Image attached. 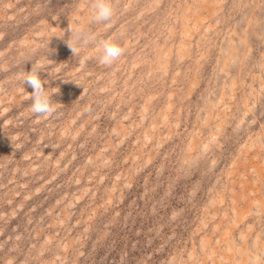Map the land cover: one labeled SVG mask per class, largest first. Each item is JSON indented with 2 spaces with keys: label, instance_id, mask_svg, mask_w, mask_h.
<instances>
[{
  "label": "rangeland",
  "instance_id": "374dc122",
  "mask_svg": "<svg viewBox=\"0 0 264 264\" xmlns=\"http://www.w3.org/2000/svg\"><path fill=\"white\" fill-rule=\"evenodd\" d=\"M92 3L0 0V264H264V0Z\"/></svg>",
  "mask_w": 264,
  "mask_h": 264
},
{
  "label": "clouds",
  "instance_id": "9594fccd",
  "mask_svg": "<svg viewBox=\"0 0 264 264\" xmlns=\"http://www.w3.org/2000/svg\"><path fill=\"white\" fill-rule=\"evenodd\" d=\"M114 15V8L112 6L111 0H93L91 4L89 19L91 22H110ZM73 31L76 33L75 40H79L80 35L84 32V28L77 25ZM95 39V36H88L85 38L84 43L88 40ZM72 53L77 52L79 49L77 47L68 45ZM100 50L99 63L110 66L115 61H117L124 53V48H122L118 43L111 39L100 40L98 44ZM43 66L37 63L35 69L31 67L30 71H24L21 79L23 85L27 83L31 88L32 92L29 97L32 103L30 105V111L32 113L38 114L43 117L50 116L55 111V104L53 103L52 96L54 92H49L44 86L45 81H42L39 72Z\"/></svg>",
  "mask_w": 264,
  "mask_h": 264
}]
</instances>
